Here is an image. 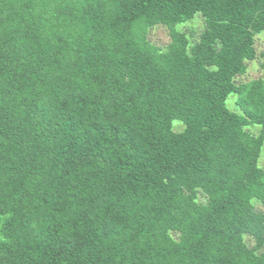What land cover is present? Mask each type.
I'll return each instance as SVG.
<instances>
[{
  "label": "trees",
  "instance_id": "16d2710c",
  "mask_svg": "<svg viewBox=\"0 0 264 264\" xmlns=\"http://www.w3.org/2000/svg\"><path fill=\"white\" fill-rule=\"evenodd\" d=\"M261 32L264 0H0V264H264Z\"/></svg>",
  "mask_w": 264,
  "mask_h": 264
},
{
  "label": "rangeland",
  "instance_id": "374dc122",
  "mask_svg": "<svg viewBox=\"0 0 264 264\" xmlns=\"http://www.w3.org/2000/svg\"><path fill=\"white\" fill-rule=\"evenodd\" d=\"M204 22L201 16L196 15L193 20L187 22L184 25L178 27L179 30L185 31L191 40L196 39L201 31L203 30ZM149 40L152 44L157 47L163 48L169 42V36L167 29L162 26H156L150 29L148 34ZM254 49L256 52V59L248 62L246 73L242 76L237 77L236 81L245 82L251 79L264 76V56L261 54L264 52V32L259 33L255 36ZM236 99L235 94H231L226 100V106L231 111H238L234 104ZM177 122H174L175 125ZM258 126L253 125L249 129L252 133H257ZM258 166L264 170V143L261 148V153L258 159Z\"/></svg>",
  "mask_w": 264,
  "mask_h": 264
}]
</instances>
